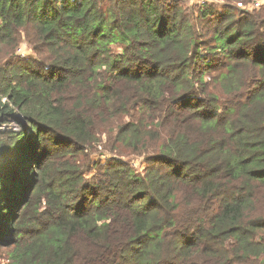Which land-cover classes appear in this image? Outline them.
I'll return each instance as SVG.
<instances>
[{
  "label": "trees",
  "instance_id": "trees-1",
  "mask_svg": "<svg viewBox=\"0 0 264 264\" xmlns=\"http://www.w3.org/2000/svg\"><path fill=\"white\" fill-rule=\"evenodd\" d=\"M210 1L0 0V264H264V24Z\"/></svg>",
  "mask_w": 264,
  "mask_h": 264
},
{
  "label": "rangeland",
  "instance_id": "rangeland-1",
  "mask_svg": "<svg viewBox=\"0 0 264 264\" xmlns=\"http://www.w3.org/2000/svg\"><path fill=\"white\" fill-rule=\"evenodd\" d=\"M185 2V7L184 8V13L189 16V13H186L188 11V7L192 8H200L198 5V0H182ZM203 1V0H201ZM238 0H211L209 3L214 9L225 12L227 9H232L235 11V16L240 17V16H251L253 15L255 17V21L263 25L264 24V0H243L240 3H238ZM257 2H260V6L258 7L256 4ZM19 50L22 51L24 56L19 54ZM16 58L24 59V58H32V52H31V47L27 43L25 36H22L21 38V43L18 46L16 53H15ZM16 130L17 127L15 125H9L6 127L1 128V131L3 132L4 130ZM108 138L103 137L102 138V143L98 144V149L99 151L96 153L94 156L96 160H106L107 156H111L110 154H107L108 152L105 151L104 146L107 144ZM131 163L134 164V166L139 167L140 171L142 170L141 163L143 161V157L141 158H132L130 159ZM4 257V255L2 256Z\"/></svg>",
  "mask_w": 264,
  "mask_h": 264
},
{
  "label": "built area",
  "instance_id": "built-area-1",
  "mask_svg": "<svg viewBox=\"0 0 264 264\" xmlns=\"http://www.w3.org/2000/svg\"><path fill=\"white\" fill-rule=\"evenodd\" d=\"M258 7L260 6V2H257V4H256ZM19 54L20 55H22V56H24V54L22 53V51L21 50H19Z\"/></svg>",
  "mask_w": 264,
  "mask_h": 264
}]
</instances>
